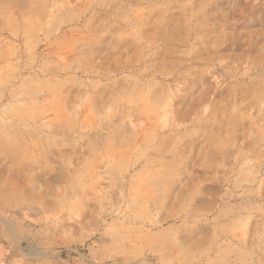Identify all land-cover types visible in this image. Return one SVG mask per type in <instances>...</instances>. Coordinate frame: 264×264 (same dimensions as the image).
<instances>
[{
    "label": "rangeland",
    "instance_id": "rangeland-1",
    "mask_svg": "<svg viewBox=\"0 0 264 264\" xmlns=\"http://www.w3.org/2000/svg\"><path fill=\"white\" fill-rule=\"evenodd\" d=\"M0 264H264V0H0Z\"/></svg>",
    "mask_w": 264,
    "mask_h": 264
},
{
    "label": "bare ground",
    "instance_id": "bare-ground-1",
    "mask_svg": "<svg viewBox=\"0 0 264 264\" xmlns=\"http://www.w3.org/2000/svg\"><path fill=\"white\" fill-rule=\"evenodd\" d=\"M20 244H22V243H20Z\"/></svg>",
    "mask_w": 264,
    "mask_h": 264
}]
</instances>
